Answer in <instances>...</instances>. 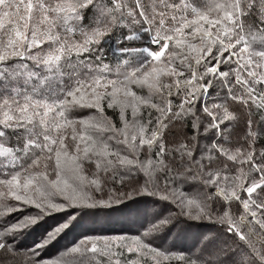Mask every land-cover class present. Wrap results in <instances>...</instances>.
I'll list each match as a JSON object with an SVG mask.
<instances>
[{
	"label": "snow or ice",
	"instance_id": "1",
	"mask_svg": "<svg viewBox=\"0 0 264 264\" xmlns=\"http://www.w3.org/2000/svg\"><path fill=\"white\" fill-rule=\"evenodd\" d=\"M0 264H264V0H0Z\"/></svg>",
	"mask_w": 264,
	"mask_h": 264
},
{
	"label": "trees",
	"instance_id": "2",
	"mask_svg": "<svg viewBox=\"0 0 264 264\" xmlns=\"http://www.w3.org/2000/svg\"><path fill=\"white\" fill-rule=\"evenodd\" d=\"M138 207V204L129 205L122 212L113 214L103 220L86 217L83 221L77 223L65 236H63V238L59 240L58 243L54 244L45 255L54 254L57 248H60L74 238H77L83 232L102 230L114 233L135 227L137 225V214L135 209ZM48 223H51V221ZM43 227H47V223L42 227L35 229L33 233L27 235L22 242L26 245H30L34 239L38 238Z\"/></svg>",
	"mask_w": 264,
	"mask_h": 264
},
{
	"label": "rangeland",
	"instance_id": "3",
	"mask_svg": "<svg viewBox=\"0 0 264 264\" xmlns=\"http://www.w3.org/2000/svg\"><path fill=\"white\" fill-rule=\"evenodd\" d=\"M85 228H87V227H85ZM84 229V228H83Z\"/></svg>",
	"mask_w": 264,
	"mask_h": 264
}]
</instances>
